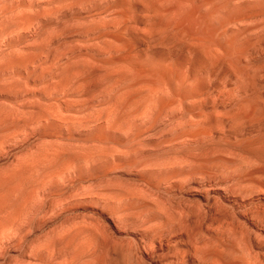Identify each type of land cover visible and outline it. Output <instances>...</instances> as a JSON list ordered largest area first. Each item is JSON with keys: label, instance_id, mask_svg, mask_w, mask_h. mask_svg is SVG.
<instances>
[{"label": "rangeland", "instance_id": "rangeland-1", "mask_svg": "<svg viewBox=\"0 0 264 264\" xmlns=\"http://www.w3.org/2000/svg\"><path fill=\"white\" fill-rule=\"evenodd\" d=\"M0 264H264V0H0Z\"/></svg>", "mask_w": 264, "mask_h": 264}, {"label": "bare ground", "instance_id": "bare-ground-1", "mask_svg": "<svg viewBox=\"0 0 264 264\" xmlns=\"http://www.w3.org/2000/svg\"><path fill=\"white\" fill-rule=\"evenodd\" d=\"M257 207V206H256ZM244 211V210H243ZM260 259V258H259Z\"/></svg>", "mask_w": 264, "mask_h": 264}]
</instances>
